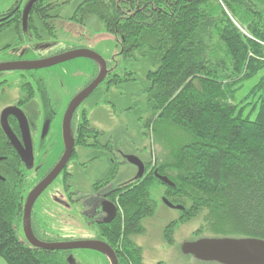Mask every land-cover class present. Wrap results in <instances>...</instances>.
Returning <instances> with one entry per match:
<instances>
[{
    "label": "trees",
    "instance_id": "1",
    "mask_svg": "<svg viewBox=\"0 0 264 264\" xmlns=\"http://www.w3.org/2000/svg\"><path fill=\"white\" fill-rule=\"evenodd\" d=\"M33 7L54 32L50 18L62 17L60 6L37 0ZM93 15L118 38L124 59L137 53L154 68L142 90L144 126L158 136L169 126L186 135L173 148L178 150L173 159L148 161L141 178L120 184L118 214L105 230L118 264H150L132 235L144 231L142 221L154 214L158 194L183 206L175 224L206 209L213 236L264 239V0H82L69 18L83 23ZM259 74L237 102L242 85ZM111 75L107 82L126 81ZM23 83L25 100L32 98L31 86ZM246 103L253 104L247 114ZM75 131L82 145L90 134L100 133L86 111ZM104 155L95 148L89 154L102 161ZM29 171L0 125V257L7 264H69V250L37 248L21 234ZM117 171L118 164L109 162L96 184L111 182ZM69 176L64 174L66 184ZM31 227L38 240L46 241L33 214Z\"/></svg>",
    "mask_w": 264,
    "mask_h": 264
},
{
    "label": "rangeland",
    "instance_id": "2",
    "mask_svg": "<svg viewBox=\"0 0 264 264\" xmlns=\"http://www.w3.org/2000/svg\"><path fill=\"white\" fill-rule=\"evenodd\" d=\"M16 0H0V11L7 9ZM60 6V18H50L55 24L54 32L47 27L40 30L39 37L32 38L20 44L9 43L15 41L11 32L0 34V62H15L55 54L59 51L74 49H88L97 52L107 62L105 79L84 101V111L87 112L92 128L100 132L99 140H110L118 150L116 162L118 171L113 183L134 178L137 167L125 159V155L132 154L144 161L160 164L173 159L178 150L173 148L186 139V135L175 127L169 126L159 136L144 123L148 114L144 113L146 95L142 92L146 74L154 69L137 53L124 59L118 38L105 31L102 22L93 15L83 23L75 22L69 17L82 0H51ZM60 4V5H59ZM99 64L88 57H77L49 67L41 68L37 77L35 97L23 106L33 135L37 128L39 134L44 122H49V134L45 143H41L34 151V165L28 173V189L32 188L44 171L51 166L61 151L62 120L66 103L73 93L99 73ZM111 72L123 76L124 82L108 81ZM133 72V74H130ZM257 77L245 82L236 95L237 102L245 99ZM19 74L5 72L0 74V114L19 100L22 95L18 84ZM251 99L246 102H250ZM244 105V104H243ZM247 105V107L245 106ZM247 114L252 103H246ZM82 108L78 110V114ZM253 117V116H252ZM61 134V135H60ZM90 141V139H88ZM90 149L83 151V156L71 160L68 171L71 173L68 185L60 174L37 198L32 214L40 225L46 242H66L72 240L93 239L95 228L88 224L81 213L83 209L80 200H70L81 191L90 195L94 183L103 179L108 172V163L102 160L90 161L85 155ZM163 190V186H160ZM30 191V190H29ZM162 194L156 196L157 207L153 215L142 221L144 231L133 234L132 239L142 248V258L146 263L154 264H219L211 261H201L192 255L184 254L181 250L184 242L194 241L201 237L213 236L211 231L212 217L208 210L201 209L188 220L178 222L182 210L168 206ZM175 205V204H174ZM173 223L169 232L167 227ZM21 234L23 235L22 229ZM24 237V235H23ZM229 237V236H224ZM95 240V239H94ZM76 264H111L110 259L103 253L92 249L69 250Z\"/></svg>",
    "mask_w": 264,
    "mask_h": 264
},
{
    "label": "water",
    "instance_id": "3",
    "mask_svg": "<svg viewBox=\"0 0 264 264\" xmlns=\"http://www.w3.org/2000/svg\"><path fill=\"white\" fill-rule=\"evenodd\" d=\"M37 0H29L24 11V22L31 6ZM77 57H88L94 59L99 64V73L97 76L69 102L62 120V138L64 142V152L58 163L52 170L41 179L27 194L22 217V232L24 239L32 246L45 250H73V249H92L105 254L111 264H118L115 251L106 242L101 240H72L66 242H46L38 240L31 227L32 208L37 198L42 192L56 179L66 166L73 148L74 143L71 138L70 121L77 107L98 87L105 79L108 69L106 60L97 52L88 49H74L60 54L37 60H23L15 62L0 63V71L6 70H30L49 67ZM14 115L19 124L22 135V142L16 137L11 129L8 117ZM0 125L9 142L17 151L25 167L30 169L34 164V155L31 144V134L29 123L24 112L14 106L6 107L0 114ZM125 159L137 167L136 178H141L145 171V165L142 160L132 154L125 155ZM158 179L166 184L172 185L171 181L155 171ZM0 179L2 177L0 176ZM164 202L173 208L183 210V206L174 205L166 198ZM113 211L115 213L116 207ZM181 250L184 254L192 255L201 261L217 262L219 264H264V239L253 237H201L194 241L184 242ZM69 264H76L75 259L70 254L67 257Z\"/></svg>",
    "mask_w": 264,
    "mask_h": 264
},
{
    "label": "flooded vegetation",
    "instance_id": "4",
    "mask_svg": "<svg viewBox=\"0 0 264 264\" xmlns=\"http://www.w3.org/2000/svg\"><path fill=\"white\" fill-rule=\"evenodd\" d=\"M28 2H29V0H16L13 3V5L8 7L7 9H4V10L0 11V34L1 33H5V32H8V33L12 32L15 35V41L12 42V43H9L4 48L10 47L11 44H13V43L20 44V43H23L25 41L26 42L30 41L32 38L36 39L40 35V30L45 28V25L43 24V22L41 20H39V15H37L36 11L34 10V7H33L34 4L31 6V8H30V10L28 12V15H27V18H26V22H24V11H25V8H26V5H27ZM62 52L63 51H59V52H57L55 54L53 53V54H49V55H46V56H39L38 58L30 59V60L48 58V57L60 54ZM64 52H66V51H64ZM0 63H4V62H0ZM38 71H39V69L0 71V74L1 73H5V72L6 73L7 72H16V73L19 74L18 84L20 85L22 95L19 98V100L16 101L13 104L14 107H17V108H19V109H21L23 111V106H25V104L30 103V101L35 97V92H36L34 90L35 87L31 83L33 82L36 85L38 84V82L40 80L37 77ZM93 79L94 78H92L90 81H88L83 86V88H81L79 91H76L75 93L72 94L70 100L66 103L65 109L63 111V115H64V112H65L69 102L71 101V99L75 95H77L82 89H84ZM23 81L26 84H28L29 86H31L32 92H33V94H32L33 97L32 98L29 97L28 99L25 100V96H27L28 94H26L24 89L22 88V85L24 84ZM84 101L77 107V109L74 111V113H73V115L71 117L70 131H71V138H72V141L74 143V148H73L72 154H71L66 166L63 168V170L60 173V174L63 175V181H64V174H66V173L70 174L68 181L70 180L71 173L67 169L70 161L71 160H77V159H79V157L83 156L81 154H83V151L86 148L90 149L89 154L91 153V151H93V148H95L98 152L100 151L101 153H104L105 154L104 155L105 159H103V161H106V162L108 161L107 162L108 163V167H109V162H111L113 165L118 164V162H116V153H118V150H116L115 145L113 143H111V141L109 139L104 141V142H101L99 140V137L101 136L100 133L96 134L94 132V133L90 134L89 136H91V137L93 136L94 137V138L92 137L91 139H90L89 136H87L89 138L85 139L86 140L85 145H82L81 143L78 142V138H77V135H76L75 128H76V125L80 122L82 114L84 113V110H85L83 108L84 107V105H83ZM80 108H82V111L78 114V110ZM24 114H25V112H24ZM27 120H28V118H27ZM8 122H9L10 127H11V125L13 126V128L11 127V129L15 133L16 137L22 142V135H21V132H20V128H19V124H18L17 118L14 115H9ZM28 123H29V121H28ZM29 128H30V126H29ZM49 128H50L49 122H44L43 126H41V128H40L39 134L37 133V128H36L34 135H33V132L31 131V128H30L33 155H34V151L36 150V148L39 147L41 145V143H45L46 136H48V134H49V132H48ZM60 138H61L62 148H61V151L59 153V156L52 162L51 166L48 167L44 171V173L38 179L36 184L41 179H43L52 170V168L58 163V161L60 160L61 156L63 155L64 142H63V138L62 137H60ZM88 139H90V141ZM94 146H97V148L94 147ZM89 154H87L85 156L88 157V159L90 161H94L95 159H93V160L90 159ZM141 160H142V162L145 165V171H146L148 161H144L143 159H141ZM114 178L115 177H113L111 182H109V181L107 183L103 182V184H104V185L102 184L103 186H100L99 184L97 185L96 184L97 182H95L93 184L94 187H93V190H92L90 195H84V194H82L81 191H77V195H76V197L74 199L72 197H70L71 201H73V200H75V201L76 200H80L81 201L80 205L83 208L81 210V213L86 218L87 223L88 224L89 223L92 224L91 226H93L95 228L96 236L93 239L104 241L108 245H110V244H109L108 238L105 235V230L107 229L108 225H110L111 223L114 222V220L116 219L117 214H118V205H117V203L115 201V195H116V193L118 192V190L120 188V184L113 183ZM68 181H66V182H68ZM65 185H68V184L65 183ZM114 206L116 207L115 213L113 211Z\"/></svg>",
    "mask_w": 264,
    "mask_h": 264
},
{
    "label": "crops",
    "instance_id": "5",
    "mask_svg": "<svg viewBox=\"0 0 264 264\" xmlns=\"http://www.w3.org/2000/svg\"><path fill=\"white\" fill-rule=\"evenodd\" d=\"M0 264H7V263L0 257Z\"/></svg>",
    "mask_w": 264,
    "mask_h": 264
}]
</instances>
